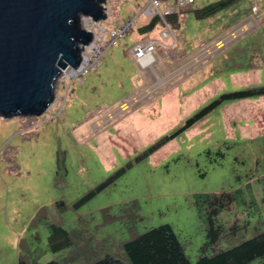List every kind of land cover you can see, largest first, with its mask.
<instances>
[{
  "label": "rangeland",
  "instance_id": "obj_1",
  "mask_svg": "<svg viewBox=\"0 0 264 264\" xmlns=\"http://www.w3.org/2000/svg\"><path fill=\"white\" fill-rule=\"evenodd\" d=\"M215 1L193 0L189 10L176 11V22H168L171 37L159 20L149 31L138 30L152 19L140 13L147 0H105L106 16L95 26L104 39L115 24H132L104 50L99 65L68 87L64 75L57 77L53 102L40 115L0 117V264L62 256L48 246L50 222L86 229L106 248L167 223L194 264L204 240L199 195L241 187L246 202L235 201L222 217L256 218L251 199L260 205L264 95L221 102L140 155L221 93L264 85V0H237L194 18L192 9ZM145 37L171 49L157 46L152 68L142 69L126 51ZM153 84L126 104L129 94Z\"/></svg>",
  "mask_w": 264,
  "mask_h": 264
},
{
  "label": "trees",
  "instance_id": "obj_2",
  "mask_svg": "<svg viewBox=\"0 0 264 264\" xmlns=\"http://www.w3.org/2000/svg\"><path fill=\"white\" fill-rule=\"evenodd\" d=\"M237 0H217L200 8L192 9L196 19L209 17L216 12L226 9ZM188 8H182L178 12ZM176 13L166 16L171 23L176 22ZM158 18L156 16L146 24L141 25L140 32L149 31ZM264 95V85L246 87L221 93L207 105L202 107L183 125L169 135H163L149 144L141 156H147L161 145L170 140L174 135L189 127L198 119L208 114L221 102L227 100L244 99ZM264 162V139L262 144ZM264 176V163H263ZM249 188V184H245ZM102 186L95 188L98 190ZM92 192L84 195L86 199ZM197 211L202 218L204 227V240L198 248L194 264H249L257 260L264 264V177L261 181V193L258 198V207L254 198L251 204L256 206V218L250 223L248 220L238 218H223L222 214L235 208V201L244 204L242 188L230 191H219L201 194L198 196ZM77 200L74 204L82 201ZM55 206L63 205L56 201ZM240 204V205H241ZM60 209V207H59ZM48 246L51 251H64L62 256L49 259L41 264H191L184 253V247L177 235L167 223L150 227L140 233H133L128 239L114 242L109 248L100 245L99 241L86 229L69 230L54 223H48ZM17 264H38L25 257H18Z\"/></svg>",
  "mask_w": 264,
  "mask_h": 264
},
{
  "label": "water",
  "instance_id": "obj_3",
  "mask_svg": "<svg viewBox=\"0 0 264 264\" xmlns=\"http://www.w3.org/2000/svg\"><path fill=\"white\" fill-rule=\"evenodd\" d=\"M104 1L0 0L1 118L38 116L46 111L53 102L54 83L61 70L77 67L82 46L92 40V34L80 26L79 17H89L93 22L105 18ZM170 74L156 76L157 82Z\"/></svg>",
  "mask_w": 264,
  "mask_h": 264
},
{
  "label": "built area",
  "instance_id": "obj_4",
  "mask_svg": "<svg viewBox=\"0 0 264 264\" xmlns=\"http://www.w3.org/2000/svg\"><path fill=\"white\" fill-rule=\"evenodd\" d=\"M192 2L193 0H147L145 6H143L140 10V13L146 17L156 16L162 26L165 27L166 31L171 35V37H173L171 27L166 20V16L185 8ZM80 19V26L92 34V40L82 46V50L80 52L82 58L80 59L77 67H67L61 70L58 77L64 75V77L68 79L67 87L75 79H79L81 76L94 70L99 65L100 58L104 50L113 45L118 38L123 37L129 26L132 24V19L121 22L120 24H115L116 29L110 30L108 38L104 39V30L103 28L97 26V29L99 30L97 33V29L95 28L96 22H93L86 16H80ZM163 35L165 36L166 32H163ZM157 46L167 47L155 39L143 38L131 45L128 53L134 64L140 68H146L153 62H150V57H153V52L156 50Z\"/></svg>",
  "mask_w": 264,
  "mask_h": 264
},
{
  "label": "crops",
  "instance_id": "obj_5",
  "mask_svg": "<svg viewBox=\"0 0 264 264\" xmlns=\"http://www.w3.org/2000/svg\"><path fill=\"white\" fill-rule=\"evenodd\" d=\"M145 38H148V37H145ZM152 39H154V38H152ZM129 48H130V47H129ZM129 48H128V50H129ZM169 49H171V48L168 46V47H167V50H169ZM128 50L126 51L127 58L130 60L131 63H133L132 60H131V58H130V56H129ZM161 56H162V55H161ZM153 58H154V56H153ZM153 61H155V58H154ZM152 64H153V63H152ZM142 69H143V68H142ZM147 79H148L147 77H144V79H143L144 81H143L142 83H140V85H142L143 83H146L145 81H147ZM140 85H139V86H140ZM131 97H132V95L129 94V97H128V98H131ZM122 102H123V101H122ZM122 102H121V103H122ZM121 103H120V104H121ZM120 104H118V106H119ZM108 112H109V111H108ZM109 113H110V112H109ZM106 116H107V115H106ZM106 116H103V118H105ZM100 119H102V118H97V119H95V120H94L95 123H94L93 125L95 126L96 122H97V121H100Z\"/></svg>",
  "mask_w": 264,
  "mask_h": 264
},
{
  "label": "bare ground",
  "instance_id": "obj_6",
  "mask_svg": "<svg viewBox=\"0 0 264 264\" xmlns=\"http://www.w3.org/2000/svg\"><path fill=\"white\" fill-rule=\"evenodd\" d=\"M151 61H153V57H152V56L150 57V62H151Z\"/></svg>",
  "mask_w": 264,
  "mask_h": 264
},
{
  "label": "clouds",
  "instance_id": "obj_7",
  "mask_svg": "<svg viewBox=\"0 0 264 264\" xmlns=\"http://www.w3.org/2000/svg\"><path fill=\"white\" fill-rule=\"evenodd\" d=\"M149 67H151V65Z\"/></svg>",
  "mask_w": 264,
  "mask_h": 264
}]
</instances>
